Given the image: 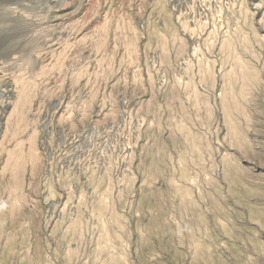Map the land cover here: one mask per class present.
Wrapping results in <instances>:
<instances>
[{
    "label": "rangeland",
    "instance_id": "obj_1",
    "mask_svg": "<svg viewBox=\"0 0 264 264\" xmlns=\"http://www.w3.org/2000/svg\"><path fill=\"white\" fill-rule=\"evenodd\" d=\"M0 264H264V0H0Z\"/></svg>",
    "mask_w": 264,
    "mask_h": 264
}]
</instances>
